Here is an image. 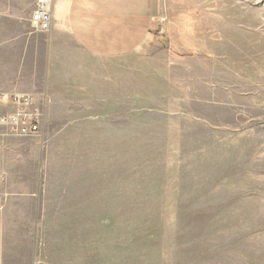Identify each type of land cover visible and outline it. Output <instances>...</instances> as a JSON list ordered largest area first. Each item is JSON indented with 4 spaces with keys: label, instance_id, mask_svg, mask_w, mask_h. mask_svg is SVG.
Returning <instances> with one entry per match:
<instances>
[{
    "label": "rangeland",
    "instance_id": "1",
    "mask_svg": "<svg viewBox=\"0 0 264 264\" xmlns=\"http://www.w3.org/2000/svg\"><path fill=\"white\" fill-rule=\"evenodd\" d=\"M161 5L168 40L127 62L159 58L142 92H36L39 131L0 129V170L37 193L30 264H264V0ZM179 50L184 86L206 68L220 92H166Z\"/></svg>",
    "mask_w": 264,
    "mask_h": 264
},
{
    "label": "crops",
    "instance_id": "2",
    "mask_svg": "<svg viewBox=\"0 0 264 264\" xmlns=\"http://www.w3.org/2000/svg\"><path fill=\"white\" fill-rule=\"evenodd\" d=\"M34 2L0 0V92L32 94L42 114L36 92H142L141 80L128 77L141 73L143 60L157 64L159 58H136L132 68L127 62L130 54L158 50L168 40L169 14L161 0H53L48 31L29 27ZM179 52L161 62L173 79L166 92H220L208 88L206 68L199 87L190 81L185 87L175 66L189 58ZM13 175L7 166L0 170V264H30L37 193L16 190Z\"/></svg>",
    "mask_w": 264,
    "mask_h": 264
},
{
    "label": "built area",
    "instance_id": "3",
    "mask_svg": "<svg viewBox=\"0 0 264 264\" xmlns=\"http://www.w3.org/2000/svg\"><path fill=\"white\" fill-rule=\"evenodd\" d=\"M52 1L35 0L28 17L32 31L50 29ZM0 106H7L6 111L0 112V129H5L15 136L33 135L39 131L42 109L32 94L0 92Z\"/></svg>",
    "mask_w": 264,
    "mask_h": 264
}]
</instances>
